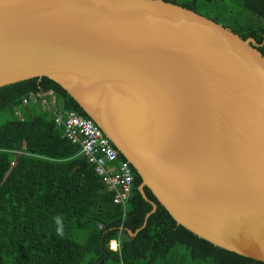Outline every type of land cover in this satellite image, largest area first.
Returning <instances> with one entry per match:
<instances>
[{"label":"water","instance_id":"95a60500","mask_svg":"<svg viewBox=\"0 0 264 264\" xmlns=\"http://www.w3.org/2000/svg\"><path fill=\"white\" fill-rule=\"evenodd\" d=\"M165 0H0V87L47 76L179 225L264 262V56ZM153 204V210L156 204Z\"/></svg>","mask_w":264,"mask_h":264},{"label":"trees","instance_id":"16d2710c","mask_svg":"<svg viewBox=\"0 0 264 264\" xmlns=\"http://www.w3.org/2000/svg\"><path fill=\"white\" fill-rule=\"evenodd\" d=\"M165 1L254 38L264 56V0ZM54 105L90 118L47 76L0 87V264H264L179 225L147 186L144 197L134 170L124 213L81 147L64 137ZM121 226L120 249L111 250Z\"/></svg>","mask_w":264,"mask_h":264},{"label":"built area","instance_id":"2783aa9c","mask_svg":"<svg viewBox=\"0 0 264 264\" xmlns=\"http://www.w3.org/2000/svg\"><path fill=\"white\" fill-rule=\"evenodd\" d=\"M46 101L43 100V104ZM55 123L63 128V135L71 143L78 144L81 152L91 163L97 175L111 191H114L113 201L126 211L134 182L133 169L92 119L81 116L75 111L61 112L51 106ZM14 163L12 162V165ZM123 226L120 227L119 236L109 242L111 250L120 249V236Z\"/></svg>","mask_w":264,"mask_h":264},{"label":"clouds","instance_id":"9594fccd","mask_svg":"<svg viewBox=\"0 0 264 264\" xmlns=\"http://www.w3.org/2000/svg\"><path fill=\"white\" fill-rule=\"evenodd\" d=\"M57 222H58V220H57ZM57 234H58V235H60V234H61L59 229H57Z\"/></svg>","mask_w":264,"mask_h":264},{"label":"rangeland","instance_id":"374dc122","mask_svg":"<svg viewBox=\"0 0 264 264\" xmlns=\"http://www.w3.org/2000/svg\"><path fill=\"white\" fill-rule=\"evenodd\" d=\"M0 122H1V120H0Z\"/></svg>","mask_w":264,"mask_h":264}]
</instances>
